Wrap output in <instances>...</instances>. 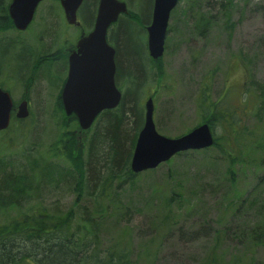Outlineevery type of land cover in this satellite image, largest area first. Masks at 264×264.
Masks as SVG:
<instances>
[{
  "label": "rangeland",
  "instance_id": "obj_1",
  "mask_svg": "<svg viewBox=\"0 0 264 264\" xmlns=\"http://www.w3.org/2000/svg\"><path fill=\"white\" fill-rule=\"evenodd\" d=\"M231 1H180L169 22L161 79L145 56L147 33L143 31L141 37L129 41L131 50L134 44L140 46L138 60L145 77L134 105L139 106L144 119L145 103L153 99L160 134L177 138L200 125L199 105L204 93L209 96L208 104L217 102L218 110L229 117L214 125L217 148L176 156L139 174L134 183L115 189L103 202L102 209L108 215L91 234L101 261L110 249L123 244L128 264H149L145 254L151 264H203L212 255L224 264L236 255L247 263L264 264V248L248 247L233 235L238 226L256 222L254 211L248 210L245 217L235 216L236 208L229 205L233 195H238L239 201L264 200V0ZM95 7H85L83 15L90 18ZM129 9L140 14L146 26L150 24L146 22L153 14L149 4L140 8L129 5ZM200 14L214 16L205 35L196 29ZM52 25H56L54 31ZM119 27L128 36H137L140 29L127 20L114 29ZM79 33V28L66 22L59 0H44L27 32L0 34V84L10 91L16 106L29 101L30 112L23 123L12 120L10 127L0 132L3 159L23 162V155L30 150L33 157L43 156L59 137L57 100L65 74L51 64L35 70V53L44 54V46L54 50L66 37L74 39ZM23 56L31 59L22 62ZM120 85L123 94L132 97L134 88L125 83L124 76ZM144 90L147 92L142 95ZM259 143L262 148H258ZM238 155L257 160L250 164L242 159V164L231 166ZM230 167L233 176L228 173ZM49 187L42 198L50 212L63 213L73 207L76 194L65 186L56 190ZM80 205L83 211L93 210L92 201L83 200ZM80 213L76 207L75 225ZM17 216L16 211L0 210V224Z\"/></svg>",
  "mask_w": 264,
  "mask_h": 264
},
{
  "label": "trees",
  "instance_id": "obj_2",
  "mask_svg": "<svg viewBox=\"0 0 264 264\" xmlns=\"http://www.w3.org/2000/svg\"><path fill=\"white\" fill-rule=\"evenodd\" d=\"M139 1L142 6L146 4L154 6V0H127L128 7L134 4L138 8L142 7ZM98 2L99 0L90 2L85 0L83 10L85 7L92 9L98 6ZM10 3L11 0H0V34L15 31L9 15ZM231 3L232 1L228 0V4ZM96 10H92L93 18ZM128 11L110 28L108 41L117 50L118 70L124 76L125 83L134 88L132 97H128V93L123 94L120 105L99 114L87 131L79 128L75 116H66L61 99L58 97L57 109L61 116L58 125L60 135L49 152L43 156L33 157L31 154L33 150H30L23 155L25 156L23 162L0 157V210H13L18 213L17 218L0 224V264H128V252L123 244H117L115 250L110 249L108 256L101 261L94 249L96 244L94 245L95 242L91 236L96 226L101 224L108 215V212L102 209L103 202L114 194L112 192L134 183L137 176L141 174H135L132 171L131 159L139 132L144 125L143 115L140 114L139 106L134 105V100L136 91L144 84L145 77L142 76L143 70L138 60L141 53L140 46L134 44L131 50L129 41L131 42L133 37H141L143 31L147 33V26L140 14L131 9ZM225 11V15H228L229 9L226 8ZM213 17L200 14L197 21L199 27H196L200 34L207 33L213 24ZM123 20L140 27L137 36L126 35L120 27L114 29ZM151 20L152 15L146 19V22L151 23ZM144 35L142 34V37ZM145 56L156 77L163 78L165 70L162 58L153 60L147 52ZM36 57L34 65L36 67L33 66V68L39 70L44 61L49 59L40 55ZM125 72L129 73L125 74ZM0 87L3 85L0 84ZM145 92L147 90H144L142 95ZM262 92L264 94V87ZM138 98L140 99V96ZM208 102L209 96L204 93L199 105L200 122L209 124L213 131L216 122L226 121L229 116L218 110L217 102L212 104ZM12 120L20 123L24 121L18 120L14 115ZM236 135L239 138L240 133L234 129V136ZM218 146V138L215 136L212 147L182 152L176 156L204 152ZM258 148H262V143L258 144ZM240 152L243 154L241 150ZM242 159L245 157L238 155L230 165L242 164ZM255 160L257 159L247 160V163L255 164ZM232 168L228 169V173L233 176ZM49 186L55 190L65 186L69 192L76 194L73 207L63 213L50 212L44 206L45 200L42 198L46 196L45 190ZM83 200L92 201V212L82 210L80 203ZM229 205L230 208H236L235 216L245 217L248 210L254 211L253 221L256 222L252 226L248 224L242 226L244 228L238 226L233 234L236 240L240 239L241 243L248 247L251 245L264 248V200L242 201L240 199L239 201L238 195H233ZM76 207L81 213L75 225L73 215ZM117 215L122 216L121 211H118ZM220 237L219 234L218 239ZM240 257L234 256L235 260L230 261L229 264H252L243 261ZM144 260L149 264L152 263L147 254ZM203 264L224 263L217 259L216 255H212Z\"/></svg>",
  "mask_w": 264,
  "mask_h": 264
},
{
  "label": "water",
  "instance_id": "obj_3",
  "mask_svg": "<svg viewBox=\"0 0 264 264\" xmlns=\"http://www.w3.org/2000/svg\"><path fill=\"white\" fill-rule=\"evenodd\" d=\"M44 0H12L9 15L16 29L26 30L32 23L39 4ZM68 24H79L77 13L84 0H59ZM180 0H154L152 21L147 26L148 51L153 60L164 56L168 26L172 11ZM128 5L122 0H100L94 29L82 36L70 59V70L61 98L67 116L74 115L83 131L89 130L103 111L117 108L122 93L115 85V48L107 40L109 28L120 16L127 14ZM75 58H79L77 63ZM14 101L10 92L0 87V131L11 123ZM152 98L145 103V122L139 132L131 169L135 174L157 168L178 153L212 147L214 135L207 123L188 133L170 138L157 131ZM29 103L22 101L16 117L29 116Z\"/></svg>",
  "mask_w": 264,
  "mask_h": 264
},
{
  "label": "flooded vegetation",
  "instance_id": "obj_4",
  "mask_svg": "<svg viewBox=\"0 0 264 264\" xmlns=\"http://www.w3.org/2000/svg\"><path fill=\"white\" fill-rule=\"evenodd\" d=\"M83 6H84V3L82 4V6L80 7V9L78 10V13H77V19H78L79 24L72 25V26H75L76 28H79V31H80L79 35H77L74 39H69L66 37L65 40L62 42V44H60L54 50H53L52 46L51 47L50 46H46V47L44 46V48L42 49V51H45L44 54L43 53L39 54V52H38V54L35 53V55L45 56L47 59H49L48 61H44V63L41 65V67H43L46 64H51V66L54 68V70H60L61 74H63V75L65 74L64 78H62L63 80L61 82L62 84H61V88H60L61 90H60V94H59L61 102H62L61 92H62V89H63V87L67 81V78H68V73L70 70V59L74 53L73 49L77 46V44L80 41V39L82 38V36L89 34L94 29L95 22H96L97 10H96L94 18H93V15H90V18H89V17L83 15V11L85 10V9L83 10ZM97 9H98V6H97ZM63 15L65 18L64 12H63ZM33 22H34V20L32 21V23ZM32 23L29 25V27L25 31H19V30L15 29V33L18 35H21L24 32H27L31 28ZM52 26H53V28L51 31H54L56 29V25H52ZM86 26H89L91 28L89 30H87ZM47 31H50V30H47ZM21 43L24 44V41H21ZM113 47L115 48V46H113ZM22 49H24L25 52H28V47H24V45H23ZM115 50H116V48H115ZM20 59H21V57H20ZM29 59H31V58L23 56L21 60L23 62V61H26ZM75 61L77 63H79L80 59L75 58ZM115 64H116V73H115V79H114L115 85H116L117 89L120 90L123 94V91H122V88L120 85V82L122 80L123 75L120 72V70H118L119 64H118V58H117V50L115 53ZM41 67H40V69H41Z\"/></svg>",
  "mask_w": 264,
  "mask_h": 264
}]
</instances>
